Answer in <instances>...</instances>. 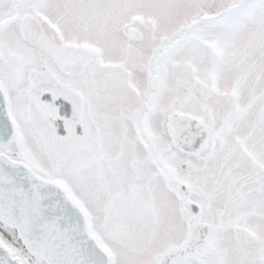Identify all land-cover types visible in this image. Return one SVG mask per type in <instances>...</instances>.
<instances>
[{
    "label": "snow or ice",
    "instance_id": "6c2138e0",
    "mask_svg": "<svg viewBox=\"0 0 264 264\" xmlns=\"http://www.w3.org/2000/svg\"><path fill=\"white\" fill-rule=\"evenodd\" d=\"M0 264H264V0H0Z\"/></svg>",
    "mask_w": 264,
    "mask_h": 264
}]
</instances>
